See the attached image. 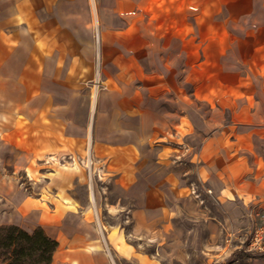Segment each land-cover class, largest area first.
<instances>
[{
  "label": "rangeland",
  "instance_id": "obj_1",
  "mask_svg": "<svg viewBox=\"0 0 264 264\" xmlns=\"http://www.w3.org/2000/svg\"><path fill=\"white\" fill-rule=\"evenodd\" d=\"M44 1L59 6L52 17L46 10L40 13L55 27L63 26L59 14L67 12L72 39L59 42L51 34L44 49L52 52L67 44L65 51L60 48L65 56L53 66L57 106L42 105L33 120L20 123L0 111V133L7 139L0 138V225L15 223L28 230L42 225L49 235L65 240L72 237L64 232L72 230L94 237L104 247L105 264H264V208L253 200L230 202L216 196L197 180L192 150L184 164L185 181L168 173V183L161 187L164 206L142 226H134L132 200L122 196L106 159L94 150L103 132L115 125L113 110L123 107L113 103L142 96L141 87L152 83L151 64L155 55L164 54L157 47L168 43L157 36L171 34L164 21L176 12L167 16L163 4L164 10L154 11L157 21L142 12V18L131 16L121 23L102 8L116 0ZM193 15L199 16L193 26L184 23ZM180 23V96L202 120L211 116L218 126V166L224 164L221 157L234 156L242 170L252 134L241 123L252 108L260 109L256 101L264 98V0H180ZM161 73L169 76L167 70ZM163 87L147 92L158 95ZM169 139L167 146L186 150ZM116 230L138 254L136 259L119 261L106 248Z\"/></svg>",
  "mask_w": 264,
  "mask_h": 264
},
{
  "label": "crops",
  "instance_id": "obj_2",
  "mask_svg": "<svg viewBox=\"0 0 264 264\" xmlns=\"http://www.w3.org/2000/svg\"><path fill=\"white\" fill-rule=\"evenodd\" d=\"M163 4L166 15L171 11L176 12V17L164 21L165 29L171 34L157 36L158 40L167 39L168 43L157 47V51L164 54L155 55L151 64L154 67V70H150L151 76L144 73L147 77L150 76L148 80L152 83L141 87L145 90L142 96L113 103V106L123 103V107L113 110L112 120L115 125L113 129L103 132L95 143L94 150L101 158L106 159V169L114 176L113 182L119 187L122 196L132 200L130 214L135 220L134 226L145 225L158 209L162 210L166 192L161 187L163 182L168 183L169 172L180 175V181H185L188 170L184 169V164L189 159L188 153L191 150L193 157L190 161L194 163L197 180L210 186L216 196L230 202V198L237 197L243 201L253 200L264 208V98L256 101L261 106L260 109L252 108L241 123L243 130L248 135L252 134L249 135L251 145L247 150L248 164L239 170L238 165L233 163L234 156L229 158L226 155L221 157L220 162L224 164L219 167L216 155L218 126L213 124L211 116L202 120V115L189 107L191 102L187 103L180 96L183 85L180 87L181 82L176 78L180 73V0H123L121 5L116 0L112 6L102 8L109 11V16L114 21L119 20L121 23L124 18L131 16L142 18V12H150L151 17L157 21L154 11L158 8L164 10ZM57 7L59 8L56 3L52 6L44 0H0V111L15 117L17 123L33 120L34 110L43 108L42 105L57 106V96H54V88L57 86L52 84L57 77L53 66L65 56L61 49L65 51L67 44L61 43V49L56 46L52 52L44 49L50 44L48 39L51 34H55L59 42L71 40L72 30L67 28V24L71 23L68 22L70 18L66 11L59 14L58 20L63 25L60 28L55 27L51 18L44 19L41 15L46 10L52 17L58 13ZM197 18L198 15H193L184 19V23L188 22L193 26ZM143 51L140 50L141 54ZM146 54L147 52L142 55ZM63 63L64 59L60 61V65ZM67 66H70V62ZM162 70H167L169 76L163 78ZM30 74L33 76L32 81L27 83ZM33 81L35 85L32 86ZM160 85L165 87L161 94H148L150 88ZM63 87L67 88L66 85ZM32 89L39 91L34 92ZM180 105H184L186 110H182ZM124 111L126 112L123 114ZM169 136L175 138L174 143H177L178 148L182 145L186 150L167 146L172 142ZM0 138L6 141V133H0ZM172 163L176 165L175 168L171 167ZM164 176L166 181L163 180ZM12 225L27 232L41 228L56 240L58 246L53 255V263L105 264L108 260L104 247L94 237L83 238L80 233L75 232L76 235L72 230L69 234L64 232L67 238L72 237L65 240L62 235H49L42 225L29 230L15 223ZM120 234L119 230L111 232L106 248L119 261L136 259L138 254Z\"/></svg>",
  "mask_w": 264,
  "mask_h": 264
},
{
  "label": "trees",
  "instance_id": "obj_3",
  "mask_svg": "<svg viewBox=\"0 0 264 264\" xmlns=\"http://www.w3.org/2000/svg\"><path fill=\"white\" fill-rule=\"evenodd\" d=\"M57 246L41 228L27 232L16 225H0V264H52Z\"/></svg>",
  "mask_w": 264,
  "mask_h": 264
}]
</instances>
